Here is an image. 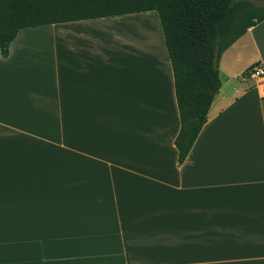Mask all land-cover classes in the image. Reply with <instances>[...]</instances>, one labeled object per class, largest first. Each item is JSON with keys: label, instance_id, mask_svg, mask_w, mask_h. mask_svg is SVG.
I'll use <instances>...</instances> for the list:
<instances>
[{"label": "crops", "instance_id": "crops-1", "mask_svg": "<svg viewBox=\"0 0 264 264\" xmlns=\"http://www.w3.org/2000/svg\"><path fill=\"white\" fill-rule=\"evenodd\" d=\"M127 19L153 51L122 52ZM255 62L264 19L221 54L227 79L178 165L155 10L21 28L0 53V264H264Z\"/></svg>", "mask_w": 264, "mask_h": 264}, {"label": "trees", "instance_id": "trees-1", "mask_svg": "<svg viewBox=\"0 0 264 264\" xmlns=\"http://www.w3.org/2000/svg\"><path fill=\"white\" fill-rule=\"evenodd\" d=\"M155 10L170 59L181 165L220 87L221 54L264 19V0H0V53L21 28Z\"/></svg>", "mask_w": 264, "mask_h": 264}, {"label": "built area", "instance_id": "built-area-1", "mask_svg": "<svg viewBox=\"0 0 264 264\" xmlns=\"http://www.w3.org/2000/svg\"><path fill=\"white\" fill-rule=\"evenodd\" d=\"M242 77L246 80L253 81L260 96H264V67L261 63L255 62L250 65L244 71Z\"/></svg>", "mask_w": 264, "mask_h": 264}, {"label": "rangeland", "instance_id": "rangeland-1", "mask_svg": "<svg viewBox=\"0 0 264 264\" xmlns=\"http://www.w3.org/2000/svg\"><path fill=\"white\" fill-rule=\"evenodd\" d=\"M128 21H125V22H130V21H133V22H130V24L132 23V26L134 27V30L136 31L137 30V34L138 35H140V38H141V40H140V44H138L139 46H141V45H143L146 49H147V51H153L152 50V48L150 47V39H149V37H148V35H146L147 34V32L149 33L150 32V30H151V28L148 26V23H146V21L145 20H137V19H127ZM136 21V22H135ZM147 24V25H146ZM125 25V24H124ZM125 30H127L126 28H124L123 30H122V32L123 33H125V32H127L128 33V31H125ZM125 31V32H124ZM134 31V32H135ZM139 31V32H138ZM144 35V36H143ZM146 38V39H145ZM145 40H147V41H145ZM142 41V42H141ZM137 49H139L140 50V47H138ZM137 49H131V50H125L124 49V45L121 47V50H122V52L123 51H129V52H138L137 51ZM223 80V79H222Z\"/></svg>", "mask_w": 264, "mask_h": 264}, {"label": "bare ground", "instance_id": "bare-ground-1", "mask_svg": "<svg viewBox=\"0 0 264 264\" xmlns=\"http://www.w3.org/2000/svg\"><path fill=\"white\" fill-rule=\"evenodd\" d=\"M124 24H125L124 27H126L127 29L125 31H128V33L124 31L125 33L123 34V38H124L123 41H125V43H127L128 45V46L126 45L127 47H124V49L125 50L137 49L138 47H140L138 45L140 44V40H141L140 35L137 34V30L136 31L134 30L132 23L130 24V23L124 22Z\"/></svg>", "mask_w": 264, "mask_h": 264}, {"label": "water", "instance_id": "water-1", "mask_svg": "<svg viewBox=\"0 0 264 264\" xmlns=\"http://www.w3.org/2000/svg\"><path fill=\"white\" fill-rule=\"evenodd\" d=\"M219 77H220V79H223V80L227 79V77L223 73H220Z\"/></svg>", "mask_w": 264, "mask_h": 264}]
</instances>
